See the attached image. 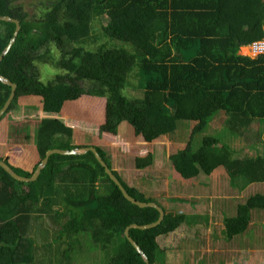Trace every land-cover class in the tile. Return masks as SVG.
<instances>
[{
	"label": "trees",
	"instance_id": "16d2710c",
	"mask_svg": "<svg viewBox=\"0 0 264 264\" xmlns=\"http://www.w3.org/2000/svg\"><path fill=\"white\" fill-rule=\"evenodd\" d=\"M37 1L30 13L16 0H0V16L18 20L21 27L0 62V75L17 87L0 120V143L3 137L6 145L0 149V162L30 178L47 151L77 149L72 145L75 132L67 124L83 123L104 145L113 143L130 154L134 169L143 171L154 165L156 145L167 142L178 123H193L184 149L165 150L173 181L190 184L204 175L221 177L233 186L238 180L264 183V147L256 148L261 131L250 136L253 125L264 124V54L253 59L239 55L241 48L264 40V0ZM95 25H101L100 32ZM14 31L15 24L0 21V55ZM112 43L131 46L135 54ZM39 65H51L63 74L43 83ZM79 82L92 88L84 91ZM135 83L142 98L129 99L124 90L135 88ZM10 92L0 82V110ZM26 101H38L37 109L48 117L38 122L34 147L26 149L21 160L24 145L15 141V126L4 122ZM221 117L227 136H205L196 144L195 137ZM124 122L144 147H125L118 140ZM241 140L251 143L242 158L230 147V142ZM94 148L112 170L108 152ZM113 173L132 198L156 203ZM262 209L264 194L237 205L235 216L224 219L225 238H242L251 213ZM163 210L158 227L129 232L150 264H171L157 238L175 232L187 220L186 215ZM43 215L59 230L43 231L41 239L51 243L41 245L27 235L34 216ZM158 218L157 210L129 203L92 153L50 157L33 183L17 182L0 168V264H71V255L82 248L83 234L109 252L108 264H145L124 232Z\"/></svg>",
	"mask_w": 264,
	"mask_h": 264
},
{
	"label": "rangeland",
	"instance_id": "374dc122",
	"mask_svg": "<svg viewBox=\"0 0 264 264\" xmlns=\"http://www.w3.org/2000/svg\"><path fill=\"white\" fill-rule=\"evenodd\" d=\"M18 3L25 4L27 11L30 13L35 12L34 4H37V0H16ZM103 23H106V20H103ZM101 25H95L94 28H96V32H100ZM96 32L93 33V35H99ZM73 45H70V48ZM112 46H118L123 47L127 51H129L131 54H135L134 49L131 46L123 45L119 43H112ZM56 53V52H55ZM244 54L246 56H253V53L251 49L247 48L246 51H244ZM40 69V80L43 83H47L54 79V77L57 74H63V72L53 68L51 65H39ZM136 86L133 89H126L124 90V95L129 99H136V98H142V91L138 89V83H135ZM79 87L84 90L88 91L92 88V86L89 83L86 82H79ZM14 111V110H13ZM12 111V117L14 122L11 123L12 126H15L16 132L19 134V136H16L15 141H18L19 143L24 145L21 160H23L26 156V149L33 148L34 147V137L35 133L38 128V122L40 120L48 117L45 113H43L41 110L39 111L37 109V105L33 104V107H29L26 110L20 111L17 114H15ZM7 118V117H6ZM8 119V118H7ZM12 119V118H11ZM29 120V121H28ZM24 121L30 122V124L23 123ZM20 123V124H19ZM19 124V125H18ZM80 124V125H79ZM77 124L76 128L77 131L74 134V139L72 140V145L76 148H89L92 145L98 146L104 145L102 142L97 139L95 132L93 130L87 128L86 124L79 123ZM38 125V126H37ZM225 125L224 118H214L210 122V126L207 131H205L202 135H197L195 137L196 144L200 143L201 139L205 136H215L216 134H219L221 136H227L225 133V130L223 129V126ZM194 124L192 123H178L177 131L168 136V141L160 143L156 145V157L157 160L154 163V165L151 168H148L145 170L144 173H140L142 176H136L131 177V175H138L139 173L136 172L134 169L133 164V157L128 153H121L117 147L114 146L113 143H111L109 146H107L112 152L107 153V156L109 157V161L112 167H114L123 181L127 184H130V180L134 181L133 184H139L141 191L146 195L148 198L159 197V199L155 200L156 203H158L163 209L166 210L165 205L162 203L161 198H174V197H186L189 195L196 196V193L201 194V199L204 202H207L208 200L211 201V199L208 198V193L216 194L215 197H226L228 195H232L233 199L231 200L229 204H225L224 206V212L225 216H229L234 210V208L239 203L246 202L245 200L250 194H254L255 191L250 192L249 190L247 192H244V196L242 200L236 199V197H239L241 193L238 191V189H232L230 182L227 180H224L222 178H209L204 175H200L196 179H194L193 183H190L189 185H185L182 183H174L173 180L167 179V176L170 170V164L168 162V156L166 154V149H170L172 147L173 149H184V147L187 144V140L189 138V134L192 131ZM86 128V129H85ZM260 141H258V149H263L264 147V124H261L260 126ZM254 134V133H253ZM3 136V135H2ZM118 140L123 141L125 143V147H137L142 148L144 147L143 143L139 138H137L130 126L127 123H122L118 129ZM229 143V142H228ZM231 143V148H233L235 151H238L240 147H247L250 145L248 142H243L240 145H233V142ZM237 144V143H236ZM6 145H4L3 137L0 143V149L5 148ZM26 147V148H25ZM177 151V150H175ZM248 151V150H247ZM264 153V150H262ZM29 155V154H28ZM111 157V159H110ZM264 157V155H263ZM121 170H120V169ZM131 177V178H130ZM130 178V180L128 179ZM214 181L215 188L213 189L209 186L208 190V184ZM244 197L246 199H244ZM190 199V197L188 198ZM160 202V203H159ZM183 202V201H182ZM182 202H172V200H169L170 203L169 212H174V206L177 205L181 208L178 210L179 214L181 215H187V217H190L189 213V207L188 205H181ZM188 204V203H187ZM59 208H55L57 210ZM185 209V210H184ZM188 209V211H187ZM177 213V212H176ZM203 215V214H202ZM235 214L230 217H234ZM211 217L212 222L205 223L204 226L198 227L194 226L191 228H187L185 226L177 229L175 232L171 233L176 234V240L171 245V248L176 250L178 247L179 249L176 251L170 250L167 254L168 259L170 260L171 264H185L184 259L189 261L188 264H218L222 261L223 264H240V259H250L254 260V256L250 254H242L239 251H234L233 247L236 245L235 240L237 238H234L233 240H227L224 236H222L221 244L219 243L218 236H221V232L223 231V218L220 213H217L216 211H212L208 218ZM44 226V227H43ZM249 227H251L249 225ZM43 229V230H42ZM57 231L59 230L58 227L54 225L53 219L50 216H34V219L31 222V230L28 233L27 237L32 239L35 242H39L42 244H50L51 241H46L41 239V233L43 231ZM249 228L247 230V234L245 233L242 237L243 240L248 241V246L253 247L256 243L250 238L248 232ZM209 233V236H208ZM50 234V232H49ZM169 234L168 236H170ZM48 235V234H47ZM48 237V236H47ZM46 237V238H47ZM82 248L78 251H75L73 255H71V264H82L83 261H85L87 264H108L109 261V252L103 251L99 246L94 244V242L91 240L89 234H83L79 237ZM158 242L160 241L159 238H157ZM260 241V240H259ZM25 247H28V243H23ZM47 244V245H48ZM159 246V245H158ZM57 250L58 246H54ZM160 248L163 250L165 247L163 244L160 245ZM166 250V249H165ZM62 250L58 254L62 255ZM67 260V259H66ZM181 261V262H180ZM256 261V260H254ZM85 263V264H86Z\"/></svg>",
	"mask_w": 264,
	"mask_h": 264
},
{
	"label": "crops",
	"instance_id": "0c3cea01",
	"mask_svg": "<svg viewBox=\"0 0 264 264\" xmlns=\"http://www.w3.org/2000/svg\"><path fill=\"white\" fill-rule=\"evenodd\" d=\"M247 48H249V47L241 48L240 49V52H239V55L246 56L244 54V51H246ZM249 57H251L252 59L255 58V56L254 57L253 56H249ZM26 102L27 103H24L25 105L16 107L13 112L15 114H17L20 111L26 110L30 106L33 107V104L38 106V101H35L34 103H30L32 101H26ZM11 114H12V112L8 115V119L5 120L4 123L11 124V123L14 122L13 117H12ZM14 123L16 124V122H14ZM67 125L71 126L72 129L74 130V132L77 131V128H76L77 127L76 126L77 124H75V123L73 124L72 123V124H67ZM260 126L261 125H257V124L252 126V133H250V136L251 137L258 131V129H259V131L261 130L260 129ZM224 128H225V125L223 126V129ZM256 135H257V133H256ZM258 135H259V133H258ZM0 137H1V135H0ZM258 141H260V137L259 136H258ZM243 142H245V141L244 140H241V141L235 142L234 144L236 146V145H240ZM91 147H94V145L91 146ZM99 148H101L103 151H107L108 153L112 152L106 145H99ZM248 148H250V145L247 146V147H244V148L243 147H240L239 150L236 151V153L241 154V157L240 158H242L245 155H247L246 153L248 152L247 151ZM256 148H258V147H256ZM110 159H111V157H110ZM112 168H113L112 171L119 172L114 167H112ZM133 170H135L139 174L138 175H131V177L142 176L141 174L145 172V170H143V171H138L136 169H133ZM170 170H171V167H170ZM130 178H128V179L130 180ZM215 178H219V177H215ZM167 179H171L170 172H169V174L167 176ZM223 181H224V179H223ZM130 182L131 183L129 184V186H131V187H137V188H139V190H141L139 184L134 185L133 184L134 181H132V180H130ZM173 182L175 183L176 181H173ZM185 185H189V184H185ZM214 185H215L214 181H212L211 183H209L208 184V190H209V186L211 188H213V189H216ZM231 187H232V189L233 188L234 189H238V191L241 193V195H239V197H236V199H239V200H242L243 199L244 192H247L248 190L250 192L255 191V193L254 194H250L247 197V199L250 196H252V195L254 196V195H262V194H264V183H262V184H253V185H246L244 182L238 180V181H235V185L234 186L231 185ZM196 194H197L196 196L189 195L190 199H188L189 198L188 196L183 197V198L182 197L161 198L162 199L161 201L165 205V208H166V211L167 212L171 211L170 210V207H169L170 206L169 205L170 203H167V202H169V200L177 199V201H185L181 205H188L189 211H191L189 214L192 215V216L187 217L188 214H186L187 220L185 221L184 224H182L180 226V228L183 227V226L187 227L188 229L191 228V227H194V226L201 227V226H204L205 223H207V222H212L211 217L208 218V215L213 210L216 211L217 213H220L221 214V216L223 218V222H224V219L225 218H228L229 216H231V215L233 216L235 214L234 211L232 210V212H231V214L229 216H225V213L226 212H224V206H225V204H229L230 202H232L231 201L233 199V196L232 195H228V196L222 198V197H215L216 194H213L211 192V193H208L207 194L208 198L211 199V201L208 200L207 202H204L203 200H200L201 199L200 198L201 197V194L200 193H196ZM154 199L157 200V199H159V197H154ZM244 199H246V198L244 197ZM240 204H244V201H243V203H239L238 205H240ZM180 208H181L180 206H178V207H177V205L174 206V209H173L174 213L177 212L179 214L178 210ZM187 211H188V209H187ZM194 216H196V217H194ZM188 218H190V219H188ZM251 218H252L251 223H250V226L251 227H249V230L250 231L248 232V234H249L250 238L256 244L253 247H250V246H248V241H245L242 238H237V240L234 241V242H236V245L233 247V250L236 251V252L239 251V255H240V252L242 254H250V255L254 256L253 259L256 260L255 262L259 263V262H263L264 261V209H262V210H254L251 213ZM223 228H224V224H223ZM176 236H177L176 234H173V235L171 234L170 236H164V237L162 236V237L159 238L160 241L159 242L157 241V244L159 245V248H160V245L161 244H163V246L165 247L166 250L165 249L162 250L161 248L160 249L166 255H168L167 253L170 250H172L174 252V251H176V250L179 249V247L176 250H174V249L171 248V245L175 242L174 240L177 241ZM208 236H209V233H208ZM222 236H224L223 231L221 232V236L220 235L218 236L219 237L218 240H219V243L220 244H221V239L220 238H222Z\"/></svg>",
	"mask_w": 264,
	"mask_h": 264
},
{
	"label": "water",
	"instance_id": "95a60500",
	"mask_svg": "<svg viewBox=\"0 0 264 264\" xmlns=\"http://www.w3.org/2000/svg\"><path fill=\"white\" fill-rule=\"evenodd\" d=\"M0 21L1 22H7V23L15 24V31L13 33V36L10 39V41H9L8 45L6 46V48L3 50V52L0 55V62H1L3 60V58L8 54V52L10 51L12 46L15 44L16 38H17V36L19 34V31H20L21 27H20V23H19L18 20L12 19L10 17L0 16ZM0 82L2 84L7 85L8 87L11 88V92H10L9 98L7 99V101L4 104L3 108L0 110V120H1L3 118V116L7 113L8 109L10 108V105L12 104V101H13V99L15 97V93H16L17 87H16L15 84H13L12 82H10L8 79L4 78L1 75H0ZM87 153H92L94 155L96 161L104 169L106 175L118 187V189L121 191L123 197L129 203H131V204H133V205H135V206H137L138 208H141V209L153 208V209H155V210H157L159 212V218H158V220L156 222H154L152 224L144 225V226L133 224V225L129 226L128 228H126V230L124 232L125 238L132 245V247L136 250V252L141 256V258L143 259L145 264H150L148 258L143 253L141 248L130 237L129 232H130V230H133V229L145 231V230H150V229H154V228L158 227L164 220V217H165L164 210L160 206H158L156 203H154V202L153 203H145V202L137 201L136 199L132 198L128 194V192L125 190V188L122 186V184L120 183L119 179L114 175L113 171L109 169L107 164L100 157V155L98 154L97 150L94 147L77 148V149H73V150H70V151L59 150V149L49 150V151H47L43 161L39 164V166L35 170L34 174L30 178H25V177H21V176L17 175L8 164H6V163H4L2 161L0 162V168L3 169L12 179H14L17 182H20V183H33V182L38 180L40 174L42 173V171L47 166V163H48L50 157H52L54 155H60V156H82V155H85Z\"/></svg>",
	"mask_w": 264,
	"mask_h": 264
},
{
	"label": "built area",
	"instance_id": "2783aa9c",
	"mask_svg": "<svg viewBox=\"0 0 264 264\" xmlns=\"http://www.w3.org/2000/svg\"><path fill=\"white\" fill-rule=\"evenodd\" d=\"M249 49H251L254 56L264 54V40L252 44Z\"/></svg>",
	"mask_w": 264,
	"mask_h": 264
}]
</instances>
